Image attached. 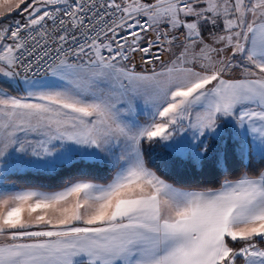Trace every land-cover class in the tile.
<instances>
[{
    "label": "snow or ice",
    "instance_id": "snow-or-ice-1",
    "mask_svg": "<svg viewBox=\"0 0 264 264\" xmlns=\"http://www.w3.org/2000/svg\"><path fill=\"white\" fill-rule=\"evenodd\" d=\"M0 264H264V0H0Z\"/></svg>",
    "mask_w": 264,
    "mask_h": 264
},
{
    "label": "trees",
    "instance_id": "trees-1",
    "mask_svg": "<svg viewBox=\"0 0 264 264\" xmlns=\"http://www.w3.org/2000/svg\"><path fill=\"white\" fill-rule=\"evenodd\" d=\"M151 2V0H149ZM148 166L157 174L162 175L170 183L177 187L188 186L194 178L202 179L204 186L218 188L225 175L236 178L241 174L242 169L236 165L225 167H214L209 165L204 172L194 171L186 162L175 160L170 153L161 147H156L150 154L146 153ZM229 168L231 169L229 171ZM211 170V175L208 174ZM101 176H110L107 170L99 173ZM68 181L67 176L56 178L38 176L32 172L13 173L7 183L14 184L18 189L39 188L42 191H54L62 189ZM106 182V181H99Z\"/></svg>",
    "mask_w": 264,
    "mask_h": 264
},
{
    "label": "rangeland",
    "instance_id": "rangeland-1",
    "mask_svg": "<svg viewBox=\"0 0 264 264\" xmlns=\"http://www.w3.org/2000/svg\"><path fill=\"white\" fill-rule=\"evenodd\" d=\"M15 15V13L13 14ZM233 75H236V76H239L241 75V71L239 69H237L234 73H232L231 76ZM15 94V93H14ZM141 107H143V104L141 103L140 105ZM19 135L23 136V133H20ZM24 172H27V171H21V172H18V173H24ZM5 187L8 189V190H15V191H20V190H26V189H18L14 184H10V183H7L5 185Z\"/></svg>",
    "mask_w": 264,
    "mask_h": 264
},
{
    "label": "crops",
    "instance_id": "crops-1",
    "mask_svg": "<svg viewBox=\"0 0 264 264\" xmlns=\"http://www.w3.org/2000/svg\"><path fill=\"white\" fill-rule=\"evenodd\" d=\"M230 78H232V79H239V78H241V75H239V76L233 75V76H231ZM60 190H61V189H60Z\"/></svg>",
    "mask_w": 264,
    "mask_h": 264
},
{
    "label": "built area",
    "instance_id": "built-area-1",
    "mask_svg": "<svg viewBox=\"0 0 264 264\" xmlns=\"http://www.w3.org/2000/svg\"><path fill=\"white\" fill-rule=\"evenodd\" d=\"M167 58H168L167 55H165L164 59L167 60ZM155 66L157 67V70H159V63L158 62H157V64Z\"/></svg>",
    "mask_w": 264,
    "mask_h": 264
}]
</instances>
